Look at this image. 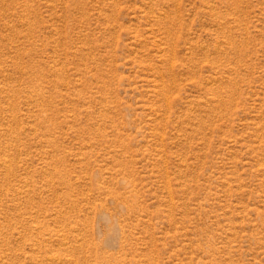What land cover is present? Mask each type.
<instances>
[{"label":"rangeland","instance_id":"1","mask_svg":"<svg viewBox=\"0 0 264 264\" xmlns=\"http://www.w3.org/2000/svg\"><path fill=\"white\" fill-rule=\"evenodd\" d=\"M0 264H264V0H0Z\"/></svg>","mask_w":264,"mask_h":264}]
</instances>
